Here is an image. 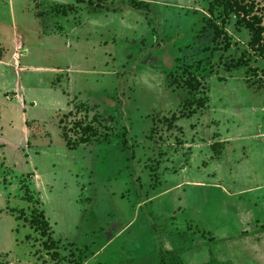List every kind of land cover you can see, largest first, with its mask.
I'll return each mask as SVG.
<instances>
[{
  "label": "rangeland",
  "instance_id": "1",
  "mask_svg": "<svg viewBox=\"0 0 264 264\" xmlns=\"http://www.w3.org/2000/svg\"><path fill=\"white\" fill-rule=\"evenodd\" d=\"M134 1L0 0V264H264V47L218 0Z\"/></svg>",
  "mask_w": 264,
  "mask_h": 264
},
{
  "label": "trees",
  "instance_id": "2",
  "mask_svg": "<svg viewBox=\"0 0 264 264\" xmlns=\"http://www.w3.org/2000/svg\"><path fill=\"white\" fill-rule=\"evenodd\" d=\"M131 3H135L136 6H140V3H142L141 7H147V4L143 2L131 0ZM218 5L221 7L223 17L227 18L229 15H233L236 23L251 33L249 45L254 51L262 54L264 47V0H218ZM212 10L211 7L208 8V11L211 13ZM221 33V30L215 28L214 38H217ZM224 37L226 38V35ZM75 126L82 133L77 141L71 142L66 138L64 133L62 134L65 145L69 150H74L79 145L88 143L91 137L97 135L96 131L90 125H82L77 122ZM18 219H23L33 230L39 232L41 237L45 238V241L42 242L43 249L47 252L52 251L51 258H56L55 242L50 238L51 232L44 213L42 211L32 210L29 218L21 214L18 216ZM261 231L264 232V227L260 228L259 232ZM247 234V232H243L242 235ZM74 264H80V262ZM157 264H183L181 252L162 251L157 255Z\"/></svg>",
  "mask_w": 264,
  "mask_h": 264
},
{
  "label": "crops",
  "instance_id": "3",
  "mask_svg": "<svg viewBox=\"0 0 264 264\" xmlns=\"http://www.w3.org/2000/svg\"><path fill=\"white\" fill-rule=\"evenodd\" d=\"M242 232H245V231H242Z\"/></svg>",
  "mask_w": 264,
  "mask_h": 264
}]
</instances>
